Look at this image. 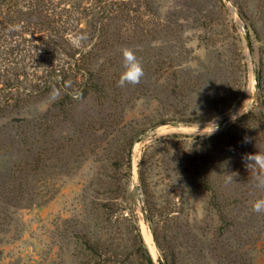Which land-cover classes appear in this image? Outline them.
I'll use <instances>...</instances> for the list:
<instances>
[{
  "label": "rangeland",
  "instance_id": "rangeland-1",
  "mask_svg": "<svg viewBox=\"0 0 264 264\" xmlns=\"http://www.w3.org/2000/svg\"><path fill=\"white\" fill-rule=\"evenodd\" d=\"M63 1L108 18L0 90V264H264L244 159L264 154V0Z\"/></svg>",
  "mask_w": 264,
  "mask_h": 264
},
{
  "label": "trees",
  "instance_id": "trees-1",
  "mask_svg": "<svg viewBox=\"0 0 264 264\" xmlns=\"http://www.w3.org/2000/svg\"><path fill=\"white\" fill-rule=\"evenodd\" d=\"M105 2L99 0V2ZM63 0H0V90H5V101L12 99L13 94L20 89L26 90L23 85L29 63H36L43 67L47 64L48 56H53L55 47L61 48L66 55L70 52L67 31L79 29L82 21L85 26L94 31H101L105 27L106 16L104 8L92 13L95 7L84 6L77 11L72 5L62 6ZM68 4V3H66ZM20 70L11 72L9 66ZM44 80L61 76V69L52 66L45 69ZM20 77L22 79L20 80ZM39 80V78H36ZM57 86L56 83L36 81L29 87L25 95L44 94ZM18 100L15 101L17 104ZM168 263V260H164ZM159 259V264H165Z\"/></svg>",
  "mask_w": 264,
  "mask_h": 264
},
{
  "label": "clouds",
  "instance_id": "clouds-1",
  "mask_svg": "<svg viewBox=\"0 0 264 264\" xmlns=\"http://www.w3.org/2000/svg\"><path fill=\"white\" fill-rule=\"evenodd\" d=\"M71 42L74 46H79L81 39L80 37H75ZM120 52L123 61V71L119 77L118 85L124 87L126 85L138 84L144 76L141 61L131 48L123 47ZM217 130L218 125L213 124V131L210 135ZM244 159L246 167L249 169L250 174L253 175L256 186L264 189V154L256 153L248 155ZM252 210L256 213H264V199H258L253 202Z\"/></svg>",
  "mask_w": 264,
  "mask_h": 264
},
{
  "label": "water",
  "instance_id": "water-1",
  "mask_svg": "<svg viewBox=\"0 0 264 264\" xmlns=\"http://www.w3.org/2000/svg\"><path fill=\"white\" fill-rule=\"evenodd\" d=\"M227 3H231L230 0H225ZM213 124L219 125V120H212V121H207L203 123H195L193 124L195 128H206V129H212Z\"/></svg>",
  "mask_w": 264,
  "mask_h": 264
},
{
  "label": "bare ground",
  "instance_id": "bare-ground-1",
  "mask_svg": "<svg viewBox=\"0 0 264 264\" xmlns=\"http://www.w3.org/2000/svg\"><path fill=\"white\" fill-rule=\"evenodd\" d=\"M144 235H145L144 237L146 238V241L149 243V246H150L151 250L153 251L154 248L152 247V243L150 241L147 229L145 227H144Z\"/></svg>",
  "mask_w": 264,
  "mask_h": 264
}]
</instances>
